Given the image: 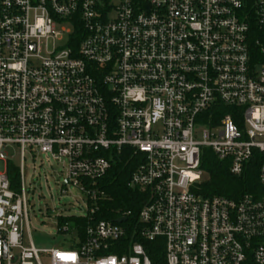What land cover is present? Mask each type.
Masks as SVG:
<instances>
[{"label":"built area","instance_id":"built-area-1","mask_svg":"<svg viewBox=\"0 0 264 264\" xmlns=\"http://www.w3.org/2000/svg\"><path fill=\"white\" fill-rule=\"evenodd\" d=\"M254 28L264 33V0H0V264H153L140 241L112 250L128 212L120 223L92 217L125 149L137 161L127 186L146 197L133 233L162 240L156 264H264ZM7 149L20 154L14 187ZM205 149L233 176L262 156L260 193L201 195ZM27 151L65 165L61 185L80 190L74 216L88 225L76 248L40 249L29 234L24 244Z\"/></svg>","mask_w":264,"mask_h":264},{"label":"trees","instance_id":"trees-1","mask_svg":"<svg viewBox=\"0 0 264 264\" xmlns=\"http://www.w3.org/2000/svg\"><path fill=\"white\" fill-rule=\"evenodd\" d=\"M256 41L259 44H256ZM264 46V33L254 28L252 34V53L255 62L264 65V52L261 51ZM224 112V109L216 110L218 116ZM262 156L255 155L254 162L248 164L240 176L230 174L226 162L218 160L210 149H205L201 159L200 168L203 171L202 180L198 186L199 192L203 196H224L237 200L244 194L258 195L262 187L258 182V167ZM137 161L129 156L128 150L125 149L119 155L114 157V162L99 181L100 187L105 196L98 202V210L92 215L94 219H105L116 222L123 213H129L126 221L122 226L126 229L127 237L121 240L120 248L112 249L114 253L124 254L128 244L134 241H140L144 244L147 254L156 264L157 253L162 254V240L154 242L144 241L134 236L133 229L137 223L138 212L145 201V195L127 186ZM7 176L10 180L11 187L18 184V172L14 165H7ZM59 232H73V241L68 247L76 248L83 239L85 228L88 225L87 217L68 216L59 219ZM67 227V231H63Z\"/></svg>","mask_w":264,"mask_h":264},{"label":"rangeland","instance_id":"rangeland-1","mask_svg":"<svg viewBox=\"0 0 264 264\" xmlns=\"http://www.w3.org/2000/svg\"><path fill=\"white\" fill-rule=\"evenodd\" d=\"M11 165H20L19 150L7 149ZM42 156L26 152L23 181L28 200V231L24 229V244L29 243L28 234L37 248H70L73 232L60 233L59 219L84 212L83 196L73 185L62 186L67 177L66 166L49 163L42 166ZM62 246V247H61ZM42 264H49L42 258Z\"/></svg>","mask_w":264,"mask_h":264},{"label":"water","instance_id":"water-1","mask_svg":"<svg viewBox=\"0 0 264 264\" xmlns=\"http://www.w3.org/2000/svg\"><path fill=\"white\" fill-rule=\"evenodd\" d=\"M123 221H124V219H118V220H117V222H119V223H120V222H123Z\"/></svg>","mask_w":264,"mask_h":264}]
</instances>
